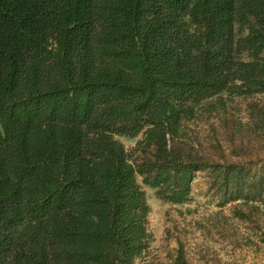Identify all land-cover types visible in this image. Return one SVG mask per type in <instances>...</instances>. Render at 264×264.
I'll return each mask as SVG.
<instances>
[{"label": "trees", "instance_id": "16d2710c", "mask_svg": "<svg viewBox=\"0 0 264 264\" xmlns=\"http://www.w3.org/2000/svg\"><path fill=\"white\" fill-rule=\"evenodd\" d=\"M255 91L264 0H0V264H135L137 176L186 202L185 121Z\"/></svg>", "mask_w": 264, "mask_h": 264}, {"label": "rangeland", "instance_id": "374dc122", "mask_svg": "<svg viewBox=\"0 0 264 264\" xmlns=\"http://www.w3.org/2000/svg\"><path fill=\"white\" fill-rule=\"evenodd\" d=\"M253 104L264 106V91L228 95L224 107L205 104L185 121L205 162L192 172L186 202L160 199L137 176L150 243L135 264H264V109ZM117 137L130 151L142 135Z\"/></svg>", "mask_w": 264, "mask_h": 264}]
</instances>
